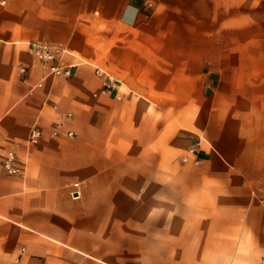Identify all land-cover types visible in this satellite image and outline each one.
I'll return each mask as SVG.
<instances>
[{
	"label": "crops",
	"instance_id": "obj_1",
	"mask_svg": "<svg viewBox=\"0 0 264 264\" xmlns=\"http://www.w3.org/2000/svg\"><path fill=\"white\" fill-rule=\"evenodd\" d=\"M8 149L0 264H260L264 0H0Z\"/></svg>",
	"mask_w": 264,
	"mask_h": 264
},
{
	"label": "built area",
	"instance_id": "obj_2",
	"mask_svg": "<svg viewBox=\"0 0 264 264\" xmlns=\"http://www.w3.org/2000/svg\"><path fill=\"white\" fill-rule=\"evenodd\" d=\"M28 49L31 55L39 61L42 65L46 67V74L51 76L68 78L73 73V66L69 64H64L59 62L57 59V51L61 50L58 47H54L52 44L45 41H31L28 44ZM19 72L25 74L27 72L26 68L23 66L19 67ZM110 78L104 82V90L111 88ZM41 82L37 83L38 86H41ZM70 114H67L66 117H69ZM62 128V122H55L50 130V135L57 137ZM44 131L37 126H32L29 129L26 142L28 145L37 144L42 136ZM68 136H73V131L67 132ZM16 146H20V143H17ZM200 159L198 149L196 145H190L186 148L185 152L181 156V161L184 163H198ZM1 168L8 174H19L22 172L20 166L16 164V153L14 149H8L5 156L0 160ZM260 264H264V259L261 260Z\"/></svg>",
	"mask_w": 264,
	"mask_h": 264
}]
</instances>
